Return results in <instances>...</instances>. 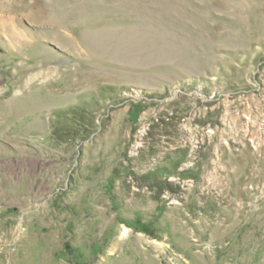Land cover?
I'll return each instance as SVG.
<instances>
[{
    "label": "rangeland",
    "instance_id": "rangeland-1",
    "mask_svg": "<svg viewBox=\"0 0 264 264\" xmlns=\"http://www.w3.org/2000/svg\"><path fill=\"white\" fill-rule=\"evenodd\" d=\"M0 264H264V0H0Z\"/></svg>",
    "mask_w": 264,
    "mask_h": 264
}]
</instances>
